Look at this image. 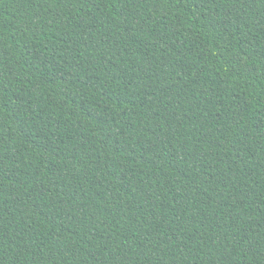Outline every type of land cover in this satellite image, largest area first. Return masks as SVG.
Wrapping results in <instances>:
<instances>
[{"label":"trees","instance_id":"trees-1","mask_svg":"<svg viewBox=\"0 0 264 264\" xmlns=\"http://www.w3.org/2000/svg\"><path fill=\"white\" fill-rule=\"evenodd\" d=\"M0 264H264V0H0Z\"/></svg>","mask_w":264,"mask_h":264}]
</instances>
